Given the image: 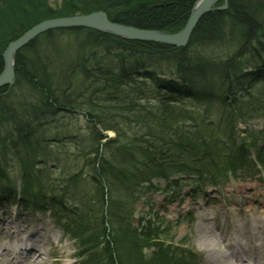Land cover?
Masks as SVG:
<instances>
[{"label":"trees","instance_id":"trees-1","mask_svg":"<svg viewBox=\"0 0 264 264\" xmlns=\"http://www.w3.org/2000/svg\"><path fill=\"white\" fill-rule=\"evenodd\" d=\"M192 4L193 0H61L52 10L48 0H0V52L7 42L48 18L103 10L112 22L139 28H158L162 24L171 28L181 27L182 17ZM260 4L263 0H229L226 16L242 22L250 33L256 28L260 12L264 13L258 9ZM226 16L214 11L203 17L195 28L198 37L189 41L191 49L193 44H209L210 53L216 42L210 43L208 38L214 36L216 24ZM64 32L73 37L69 34L73 35L74 30ZM89 33L88 37L100 45L93 52V59L83 53L75 73L63 67L62 85L66 88L61 87L62 95L40 94L48 103L77 110L86 117L90 138L81 136L70 144L75 148L74 158L88 159L86 174L61 167V180L50 178L44 160L57 159L68 152L66 146L48 138L49 124L44 117L47 110L35 112L36 125H32L22 106L12 107L13 116L0 129V139L4 140L0 141V158L24 149L45 152L44 160H36L37 155H42L36 154L24 163H16L21 200L26 205H49L57 218H63V230L81 245L78 256L82 264H190L177 257L172 245L165 244L163 224L157 218H143L133 225L132 206L152 189L157 190L158 186L151 182L155 179L165 180V188L175 192L186 181H169L170 176H195L202 185L217 184L229 173L237 176L241 170L253 172L251 158L264 171V130H240L238 126L264 117V69L240 54L226 57L232 50L229 48L228 52L214 55L210 65L218 69L217 78L204 88L200 78H193L167 58L171 55L180 59L177 49L135 43V50L128 55L124 51L127 47L119 52L116 48L133 42ZM108 49L115 55H109ZM259 51L250 59H256ZM225 61L229 63L225 65ZM39 62L26 63L24 55L17 56L16 83L9 90L0 91V103H12L18 88L23 86L21 77L26 67L38 72L43 67ZM192 62L200 65L198 58H192ZM172 74L180 79L175 95L167 91L174 86ZM144 104L150 108L146 118L140 114ZM56 106L48 110L56 111ZM181 120L188 121L189 126L178 131L176 125L180 126ZM109 131L115 134L114 138L104 137L102 132ZM48 176L50 179L46 180ZM10 183L7 167L0 165L1 190ZM45 186H55L59 193L46 195ZM72 192L81 194L75 199L79 201L76 206L67 205L65 199ZM76 196L68 201H74ZM145 247L154 248L151 256L143 254Z\"/></svg>","mask_w":264,"mask_h":264},{"label":"bare ground","instance_id":"bare-ground-1","mask_svg":"<svg viewBox=\"0 0 264 264\" xmlns=\"http://www.w3.org/2000/svg\"><path fill=\"white\" fill-rule=\"evenodd\" d=\"M61 1V0H60ZM201 0H193L192 7L189 9L188 14L184 15L182 18L184 21L181 27L173 26V27H167V25L158 26V28H139L136 26L128 25V24H120L119 22H112L108 15L103 10H96L87 14H76L68 17L73 16H80V17H94L97 12H102V14L106 17V19L110 23H116L123 26H129L136 30L141 31H155L164 35H171L174 36L182 33L186 29H188L192 25V23L196 20V16H193L192 13L194 12V7L199 5ZM50 5V4H49ZM51 9H55L54 6L50 5ZM258 9L264 11V0L263 4L258 6ZM215 13H222L225 14L227 11H229V0H218L216 3H213L209 7V12L206 14H203L202 17L198 20V22L205 17L206 15L214 12ZM196 14V13H195ZM90 17V18H91ZM230 16H226L223 18V20H219L216 24L217 29L214 33V36L211 38H208L209 42H216L215 48L209 52V44H203L202 46L194 45V48L191 49V44L189 43L190 40H194L197 36L195 32V27L191 28L192 32L187 36L188 41L184 46H174V45H166V44H157L153 42H142L138 40H133L129 38H120L115 37L112 35H109L107 33H102L101 31L95 30L94 28L82 26V27H75V28H64V27H55L48 29L43 32H39V29H35V26L46 21V20H54V19H60L63 17H56V18H48L44 19L37 24L33 25L29 29H27L25 32L18 35L16 38L12 39L11 41L7 42L4 49L0 52V74L4 71V61H3V54L6 51L9 44L14 43L18 39L22 38L25 33H27L29 30L34 28L35 31L33 36L31 37V42L27 46L21 47L15 54L14 60H13V73H14V83L10 86H4L0 89L1 90H9L12 88L16 83V61L17 56L22 57L24 55V59L27 62L29 61H35L39 62L42 60H45V63H41L43 67H40L38 72L33 73L29 66L26 68V73L23 75V78L21 77V86L17 90V97L14 98L10 104V101L6 100L5 103H0V129L4 126L3 122H7L10 116H13V106H22V109L24 112L28 113L30 118L32 119V125H36V114L42 113L46 111L45 114V123L48 125V138L51 141H54L55 143H58V145L63 146H69V144H72V140H75L82 136L81 131L82 128L78 124L80 121H82L84 124H86V117L82 116V113L77 110H71L61 107H57L53 103H48L46 99L41 98L46 97H52V96H59L58 94L61 93L62 90L61 87L66 88L62 85L64 83L63 76L61 77V72L63 71V67L68 68V70L73 73L76 72V69L78 68V60H82L83 53H87L91 59H93L94 51L98 50L97 46H100L95 38L88 37L89 32H96L99 35H108L115 38H119L122 40H127L130 42H133V45H125V44H119V46L116 48V50L122 51L123 47H127L126 53L128 55H131L130 51L135 50L136 45L135 43H141L143 45L148 46H158V45H165L167 47H172L173 49H177L178 52L181 55L180 59H177L175 56L168 55L167 58L171 59L173 63H175L177 66H180L181 69L187 70L189 73H191L193 78H200L199 81L201 85H203L204 88L209 84L210 81L217 78V75H215L216 71L218 69L211 68L210 63L214 60V55L226 52L229 48L232 50L226 54L227 55H233L235 57H238L239 54L243 57H246L248 62L253 63L261 68L264 69V61H262V58H264V13L260 12V16L256 18L257 22H255L256 28L253 29L252 32H248L247 27L242 23L239 22L237 19H230ZM182 21V20H181ZM86 25V24H84ZM78 29V31H77ZM74 34L68 37L64 31H73ZM198 37V36H197ZM201 36L198 38L197 41H200ZM119 43V42H118ZM190 44V45H189ZM31 45V46H30ZM103 45V44H102ZM30 47V48H28ZM28 48V49H26ZM260 49V51H259ZM128 51V52H127ZM256 51H259L256 55V59L252 60L250 59V55L255 54ZM228 52V51H227ZM263 52V53H262ZM109 55L114 56L116 52H114L111 49H108L107 52ZM124 53V52H122ZM262 53V54H261ZM210 54V55H209ZM213 55V56H212ZM48 56V57H47ZM118 56V55H117ZM192 58L196 59L198 58V63L200 65H196L192 62ZM21 59V58H20ZM225 61L224 64L226 65ZM233 62L232 58L230 60V63ZM238 63V62H237ZM181 64V65H180ZM205 64V65H204ZM199 68V69H198ZM214 69V70H213ZM118 74H120V71L118 69L116 70ZM182 73V71H180ZM70 75V74H69ZM122 75V74H120ZM178 76V75H176ZM174 74H172L174 86H171L172 88L167 89V91H170L172 95H175V85H179L180 79L176 78ZM167 78V77H162ZM169 78V77H168ZM231 78V76L229 77ZM114 79V78H113ZM196 79H193V83ZM262 81V80H261ZM247 84L249 83L247 80L245 81ZM46 85H45V84ZM67 84V80H66ZM160 86H163L161 83H159ZM216 83H214L213 87H216ZM226 85V84H224ZM48 87L47 89H44L43 87ZM165 88V87H164ZM167 88V87H166ZM50 89V91L48 90ZM225 89H227V86H225ZM229 89V88H228ZM52 92V93H50ZM62 95V93H61ZM162 95V94H161ZM93 96V95H91ZM1 101V100H0ZM58 105V104H57ZM56 106V111H49L48 109ZM147 105L144 104V108H146ZM59 111V113H57ZM37 112V113H35ZM34 118V119H33ZM31 119L26 118V120L30 121ZM186 126L184 128H187L189 126L188 121L181 120V124L176 125L178 131H183L182 127ZM2 130V129H1ZM187 130V129H186ZM104 134V137L106 136V132H102ZM107 138V137H106ZM65 139L68 141V145H66L62 140ZM1 142H4V140L0 139ZM1 153V152H0ZM58 153V152H57ZM36 154H42L37 155L36 160H44L47 158V155L42 150L37 151H28V150H21L19 153H13L6 155V159L0 158V165H4V167H7V174L11 176L10 172L11 170L10 162L15 163H24L28 159H32V156ZM60 154V153H59ZM13 156L14 158H12ZM58 160L61 158V155H58ZM55 158V156H54ZM74 158V157H72ZM56 159V158H55ZM92 159V158H90ZM45 163H53V158L49 157L45 159ZM78 162H81L80 160L74 158L73 160L70 159L68 162L66 160V165L68 168L76 169L78 171H75V173H84L85 170L88 168V159L85 161H82L83 167H78ZM86 174V173H85ZM51 175V174H50ZM49 175V176H50ZM48 177H45L46 180L49 179ZM83 176V175H82ZM247 193L251 194V188L246 189ZM243 191V190H242ZM245 192V194H247ZM232 208V207H231ZM238 210L239 213H245L251 211L249 206H241L236 207L235 210ZM1 221V220H0ZM204 227L198 226L196 229L197 233V241L198 244H200L203 248L202 251L205 253V260H203V264H264V210H260L259 214L254 218L253 224L246 226L244 230L237 231L234 230L229 224L230 228H226V230H220L217 227L216 218L214 217L212 220H206L202 218L200 220ZM3 222V221H1ZM212 225L211 227L209 225ZM9 229L8 234H4L6 238H9V242L15 241V243L11 244L9 247L5 246L4 244H1L0 242V260H6L8 258L13 257V254L19 255L20 257H23V261L25 264H45V260L43 258V255L46 256V253H41L35 248L36 242H38L39 239H44L45 229L41 230H33L28 225L25 228L19 229L16 226H12L11 223L0 224V232L5 233V228ZM231 229L232 232L229 230ZM239 230V229H238ZM219 232V239L217 240H211L214 239V232ZM254 241L255 245H250L251 241ZM6 244V243H5ZM29 245V246H27ZM23 246H26L24 248ZM16 253H15V252ZM254 256L250 260L239 259L241 256H246L249 253H252ZM62 258V255L59 254L55 262H59V259Z\"/></svg>","mask_w":264,"mask_h":264},{"label":"rangeland","instance_id":"rangeland-1","mask_svg":"<svg viewBox=\"0 0 264 264\" xmlns=\"http://www.w3.org/2000/svg\"><path fill=\"white\" fill-rule=\"evenodd\" d=\"M48 2L52 6L60 5L61 3L60 0H48ZM149 110L150 108L140 109L142 118L149 116ZM106 118L108 117L106 116ZM137 119L139 118L137 117ZM78 124L82 128V137H89L90 135L88 134L90 130L86 128L85 124L82 121ZM253 124L258 128H264V121L254 122ZM106 137L112 139L115 136L110 132L106 134ZM60 140L68 145L67 140ZM66 147L68 155L58 152L61 154V158L59 160L58 158L53 159V163H49L47 166L48 171L51 172L50 178L55 181L57 179L61 180L59 174L62 171L61 167H63V169L67 167L65 166L66 160L69 162L70 159H74L72 157H77L74 147H71L70 144ZM71 152L72 154H70ZM82 163V161L78 162V167H83ZM9 166L11 167V170L8 169L11 173L10 175L14 180H17L19 175L17 164L14 161L10 162ZM68 169L71 171H78L72 168ZM153 182L159 184L165 183L163 180H153ZM248 188H251V194L247 193L246 189ZM152 192L153 191L147 193L144 198H140L141 200L137 201L136 204L132 206L131 223L137 225L139 221L148 214L156 215L162 220L164 227H166L165 234L168 232V237L171 238L175 244H186V247L183 248L184 253L181 254L179 249L175 250L177 257L187 255L188 251L196 256L198 264H203L202 261L205 260V253L201 249L203 247L198 244L196 233L198 226L204 227V224L200 221L201 218L204 217L205 219L212 220L214 214H216V223L221 230L225 227L227 228L228 223L231 225L234 224L236 228L241 229L244 225L252 224L254 218L259 214V211L264 210V186L257 183H236L232 181L221 190H208L205 197L203 195L199 197L193 196L190 192V188L186 187L184 190L181 189L182 198L173 205H167V202H164L163 196ZM245 192L247 194H245ZM80 195V193H71V196H76L75 198H79ZM77 204V200L71 202L73 206ZM18 205L13 203L3 204V202L0 201V220L3 221H0V224L3 223L6 225L7 223H11L12 226H16L19 229L25 228L28 225L33 230L45 229L44 237L46 241L43 240L42 243L36 244L38 250L47 253L46 256L43 255L46 262L45 264H82V262L79 263L76 259V255L79 251L81 252L82 249L78 241H73L68 234L62 233V231L57 228V223H54L48 214H34L33 210L21 209ZM243 205L249 206L251 211L247 212V214H240L235 210V206L239 207ZM129 209L131 210V208ZM122 211L126 212L124 208ZM209 226L211 227L212 225L210 224ZM3 227L5 228V226ZM8 231L9 229L5 228V233L0 232L1 244L9 245L11 243L9 242V238L7 239L6 236H3V234H8ZM211 240L214 239L212 238ZM58 252L62 255V258L59 259V262H55ZM149 253H151V251H146L147 255H149Z\"/></svg>","mask_w":264,"mask_h":264},{"label":"water","instance_id":"water-1","mask_svg":"<svg viewBox=\"0 0 264 264\" xmlns=\"http://www.w3.org/2000/svg\"><path fill=\"white\" fill-rule=\"evenodd\" d=\"M218 0H201L199 5L194 7L193 16H196V20L192 23L193 26H190L188 29L182 33L171 36L164 35L155 31H141L136 30L129 26H123L116 23H110L102 12H97L94 17H63L60 19L46 20L35 26V29L32 28L27 33L23 35L22 38L18 39L14 43L8 45L6 51L3 54L4 61V71L0 74V89L4 86H10L14 83V73H13V60L16 52L23 46H27L32 40V34L35 33L34 30L39 29V32L46 31L55 27H64V28H75L87 26L94 28L95 30L101 31L102 33H107L109 35L120 37V38H129L133 40H138L142 42H153L157 44H166L174 46H184L188 41V35L192 32L198 20L202 17L203 14L209 12V7L216 3ZM86 24V25H84ZM192 28V30H191ZM34 29V30H33ZM188 36V37H187ZM171 45V46H172Z\"/></svg>","mask_w":264,"mask_h":264}]
</instances>
